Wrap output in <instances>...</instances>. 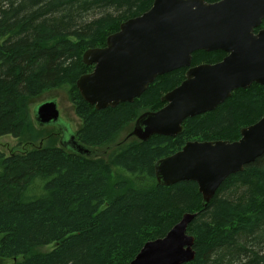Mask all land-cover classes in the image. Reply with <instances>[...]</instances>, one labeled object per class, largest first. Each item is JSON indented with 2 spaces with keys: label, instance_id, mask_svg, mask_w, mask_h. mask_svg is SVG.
Listing matches in <instances>:
<instances>
[{
  "label": "trees",
  "instance_id": "16d2710c",
  "mask_svg": "<svg viewBox=\"0 0 264 264\" xmlns=\"http://www.w3.org/2000/svg\"><path fill=\"white\" fill-rule=\"evenodd\" d=\"M152 5L153 0H0V138L35 130L33 101L64 89L83 122L76 140L107 150L100 158L61 145L8 158L0 154V259L130 264L146 243L164 238L185 214H193L188 234L195 238L196 257L186 264H264V155L227 178L206 207L196 183L165 187L155 174L156 162L190 141L239 140L243 128L264 116V87L236 90L214 111L186 119L181 135L146 142L121 135L147 110L163 108V96L184 82L187 69L158 77L133 103L105 110L88 104L77 88L80 77L93 71L83 63L84 53L104 48L122 23ZM225 56L198 51L192 67ZM49 245L56 247L35 252Z\"/></svg>",
  "mask_w": 264,
  "mask_h": 264
},
{
  "label": "water",
  "instance_id": "95a60500",
  "mask_svg": "<svg viewBox=\"0 0 264 264\" xmlns=\"http://www.w3.org/2000/svg\"><path fill=\"white\" fill-rule=\"evenodd\" d=\"M264 0H153L150 10L120 25L106 46L89 49L83 63L93 71L77 81L82 98L96 110L133 103L158 77L187 69L186 79L162 98L163 108L138 117L130 136L146 142L153 136L177 137L188 118L214 111L239 89L264 86ZM198 51L223 52L215 64L192 67ZM56 102L42 103L35 112L40 127L58 122ZM60 145L87 158L107 150L80 144L75 134ZM264 155V116L229 141H190L182 150L155 164L159 185L192 181L206 207L227 178ZM185 214L164 238L144 245L130 264H186L196 257L195 238Z\"/></svg>",
  "mask_w": 264,
  "mask_h": 264
},
{
  "label": "rangeland",
  "instance_id": "374dc122",
  "mask_svg": "<svg viewBox=\"0 0 264 264\" xmlns=\"http://www.w3.org/2000/svg\"><path fill=\"white\" fill-rule=\"evenodd\" d=\"M49 101L57 103L60 112L59 120L58 122L52 123L48 126L40 127L36 122L35 112L42 103ZM30 110L35 130L27 133L21 138H14L11 136L0 138V154L4 158L11 157L15 154H24L39 147H47L50 145L60 147V140H69L72 135L79 131L83 124L81 119L76 115L74 105L64 89H53L43 94L40 98L33 101V104L30 106ZM144 111H141V113ZM133 129L134 123L132 126H128L124 129L121 139L123 140L126 138L133 132ZM36 138H38V140L34 141ZM114 173L115 172L113 171V176ZM55 247L56 245L39 247L35 249V252L45 254L51 252L55 249ZM12 263V260L0 259V264Z\"/></svg>",
  "mask_w": 264,
  "mask_h": 264
},
{
  "label": "flooded vegetation",
  "instance_id": "af4514ba",
  "mask_svg": "<svg viewBox=\"0 0 264 264\" xmlns=\"http://www.w3.org/2000/svg\"><path fill=\"white\" fill-rule=\"evenodd\" d=\"M221 1V0H220ZM219 2V1H218ZM216 3V2H215ZM264 30V19L261 21L260 25L254 29V33L258 34L259 32ZM264 87V86H262ZM100 150V149H99Z\"/></svg>",
  "mask_w": 264,
  "mask_h": 264
}]
</instances>
